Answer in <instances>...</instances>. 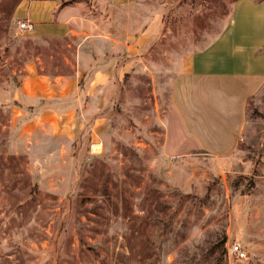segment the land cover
I'll return each mask as SVG.
<instances>
[{
	"label": "rangeland",
	"instance_id": "obj_1",
	"mask_svg": "<svg viewBox=\"0 0 264 264\" xmlns=\"http://www.w3.org/2000/svg\"><path fill=\"white\" fill-rule=\"evenodd\" d=\"M19 1L0 0V264H264V216L254 206L264 85L233 141L221 125L229 120L194 110L190 126L171 102L182 56L218 35L236 0H145L163 16L162 30L139 48L145 60L115 72L97 108L77 111L56 98L18 100L37 55L52 75L71 73L65 58L74 60L65 41L17 30ZM214 129L226 131L223 141ZM232 242L247 259L229 260Z\"/></svg>",
	"mask_w": 264,
	"mask_h": 264
},
{
	"label": "crops",
	"instance_id": "obj_2",
	"mask_svg": "<svg viewBox=\"0 0 264 264\" xmlns=\"http://www.w3.org/2000/svg\"><path fill=\"white\" fill-rule=\"evenodd\" d=\"M151 8L145 0H20L17 16L34 22L30 36L45 44L65 41L73 49L74 60L65 58L71 73L52 75L39 66L37 55L25 67L18 100L40 105L56 98L73 111L90 105L97 108V99L115 87L114 73L138 67L145 60L139 48L162 30V9ZM168 70L172 77V68ZM176 73L171 102L182 122L194 126V110L199 118L218 116L229 120L221 125L229 127L232 141L237 139L247 122L248 101L264 85V0H236L224 28L205 48L182 56ZM210 105L212 111L207 110ZM219 110L226 116L216 113ZM76 123L60 122L68 127ZM211 133L215 141H223L226 131ZM197 134L200 142L201 133ZM215 151L218 156L229 152L218 147ZM255 200L254 206L264 216L263 173Z\"/></svg>",
	"mask_w": 264,
	"mask_h": 264
},
{
	"label": "built area",
	"instance_id": "obj_3",
	"mask_svg": "<svg viewBox=\"0 0 264 264\" xmlns=\"http://www.w3.org/2000/svg\"><path fill=\"white\" fill-rule=\"evenodd\" d=\"M15 26L21 33H30L34 30V22L28 18L16 17ZM228 258L230 261L233 260H245L248 258V251L244 245L240 242H232L227 247Z\"/></svg>",
	"mask_w": 264,
	"mask_h": 264
},
{
	"label": "trees",
	"instance_id": "obj_4",
	"mask_svg": "<svg viewBox=\"0 0 264 264\" xmlns=\"http://www.w3.org/2000/svg\"><path fill=\"white\" fill-rule=\"evenodd\" d=\"M261 51V50H260Z\"/></svg>",
	"mask_w": 264,
	"mask_h": 264
}]
</instances>
